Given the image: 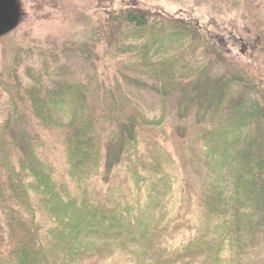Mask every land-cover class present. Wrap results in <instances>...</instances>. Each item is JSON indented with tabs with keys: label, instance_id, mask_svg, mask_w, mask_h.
<instances>
[{
	"label": "trees",
	"instance_id": "obj_1",
	"mask_svg": "<svg viewBox=\"0 0 264 264\" xmlns=\"http://www.w3.org/2000/svg\"><path fill=\"white\" fill-rule=\"evenodd\" d=\"M89 40L122 72L159 85L204 73L212 54L196 23L137 2L107 12ZM48 58L29 71L25 95L41 127L61 133L65 168L39 133L17 155L14 105L0 123V264H237L250 253L264 229V77L205 130L206 181L194 202L157 136L166 137L165 115L109 101ZM121 164L133 187L111 201L92 179Z\"/></svg>",
	"mask_w": 264,
	"mask_h": 264
},
{
	"label": "rangeland",
	"instance_id": "obj_2",
	"mask_svg": "<svg viewBox=\"0 0 264 264\" xmlns=\"http://www.w3.org/2000/svg\"><path fill=\"white\" fill-rule=\"evenodd\" d=\"M133 2L196 23L212 51L204 58V73L189 80L155 84L122 72L118 59L106 54L104 43L94 46L90 42L107 12ZM16 3L18 22L0 36V123L16 105L19 116L12 138L17 155L24 153L33 136L46 135L53 164L59 173L64 172L61 133L41 127L25 95L31 82L29 71L42 68L47 54L49 67H65L67 78L89 83L104 98L114 96L126 107H136L150 117L165 115L166 137L160 133L157 136L173 153L175 163L171 168L188 182L197 202L206 181L202 143L205 130L216 128L221 117L231 110L230 106L253 96L257 80L264 77V0H16ZM53 54L57 55L52 60ZM216 111L220 115H215ZM118 147L112 143L107 154ZM92 186L115 201L121 194H128L133 182L121 164L116 168L103 167L100 175L92 179ZM125 262L124 256H116L103 264ZM237 264H264V229L250 253Z\"/></svg>",
	"mask_w": 264,
	"mask_h": 264
},
{
	"label": "water",
	"instance_id": "obj_3",
	"mask_svg": "<svg viewBox=\"0 0 264 264\" xmlns=\"http://www.w3.org/2000/svg\"><path fill=\"white\" fill-rule=\"evenodd\" d=\"M18 19L16 0H0V36L14 28Z\"/></svg>",
	"mask_w": 264,
	"mask_h": 264
}]
</instances>
